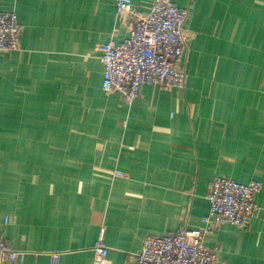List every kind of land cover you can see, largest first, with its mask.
<instances>
[{
	"label": "crops",
	"instance_id": "0c3cea01",
	"mask_svg": "<svg viewBox=\"0 0 264 264\" xmlns=\"http://www.w3.org/2000/svg\"><path fill=\"white\" fill-rule=\"evenodd\" d=\"M173 1L188 11L186 82L142 84L126 104L101 88L98 47L131 27L114 0H0L22 26L0 52V236L27 253L15 264H93L101 229L106 264H135L146 235L204 226L218 176L259 182V210L204 245L264 264V0Z\"/></svg>",
	"mask_w": 264,
	"mask_h": 264
},
{
	"label": "built area",
	"instance_id": "2783aa9c",
	"mask_svg": "<svg viewBox=\"0 0 264 264\" xmlns=\"http://www.w3.org/2000/svg\"><path fill=\"white\" fill-rule=\"evenodd\" d=\"M114 7L117 15L130 19L131 27L122 41L110 39L98 47L103 65L102 90L117 93L130 104L142 84L182 88L186 82L181 57L189 40L185 31L188 11L173 0H153L147 12L132 8L131 0H114ZM21 32L17 14L0 10V52L17 51ZM259 191L257 181L240 183L225 176L215 177L206 194L209 209L201 220L204 226L146 235L140 251L134 255L135 264H222L215 249L204 245L205 234L223 224L247 227L259 210L255 202ZM26 254L11 249L0 236V264L22 262ZM107 254L101 229L93 246V264H106Z\"/></svg>",
	"mask_w": 264,
	"mask_h": 264
}]
</instances>
